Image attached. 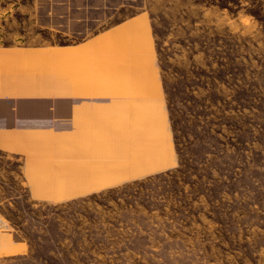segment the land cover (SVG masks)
I'll list each match as a JSON object with an SVG mask.
<instances>
[{
    "label": "rangeland",
    "instance_id": "374dc122",
    "mask_svg": "<svg viewBox=\"0 0 264 264\" xmlns=\"http://www.w3.org/2000/svg\"><path fill=\"white\" fill-rule=\"evenodd\" d=\"M47 1L0 0V264H264V0Z\"/></svg>",
    "mask_w": 264,
    "mask_h": 264
},
{
    "label": "crops",
    "instance_id": "0c3cea01",
    "mask_svg": "<svg viewBox=\"0 0 264 264\" xmlns=\"http://www.w3.org/2000/svg\"><path fill=\"white\" fill-rule=\"evenodd\" d=\"M56 1L57 0H54L52 2L47 1L46 3H44L46 10L43 13H44V16H45L47 21L43 22L41 24L42 27H44V28L53 29L56 31H58V25L61 23L64 26H66V23H68V21H70L71 23L76 22L79 19L84 21L87 10H88L87 15H88L91 11L95 10L96 12H99L103 9V5L101 3H98V5H96V7H94L95 5H92L91 3L90 4H85L84 2L79 3L75 0H61V1H57V2ZM40 6L38 7V14L42 15V8H44V6H43V4H40ZM63 15H64V18H63ZM74 16H75V18H74ZM99 18H102V16L101 17L99 16ZM133 19H136V18H132V19H129L127 21L122 22L121 24H118L116 27H114L112 29V31L116 30L117 32H120V33L124 32L126 30V28L128 27L129 22H131V20H133ZM63 30H64L65 34H67L66 27H64ZM109 31H111V30H109ZM107 32L108 31H106L102 34L100 33V34L94 36L93 38H91L89 40H85L83 43H80L77 45H66V46L50 45V46L42 47L40 49L27 48V49H22V50L24 52H35V54L49 55V56H51V58L58 57L60 59H67V61L71 64V62L75 61V59H73L74 54H76L78 52H84L86 54L87 50H85V48L87 46H90V47L94 46L97 42L96 40L98 38H100L101 35H103ZM6 50H8V49H6ZM78 54H80V53H78ZM32 102L33 101H27L26 104H29ZM60 102H63V101H60ZM47 103L49 104V102H47ZM50 106H51V104H50ZM32 118L36 119L37 117H32ZM32 118L30 120H34ZM38 118H40V117H38ZM43 118L48 119V117H43ZM47 125H49L48 122L43 120V122L37 126L47 127V128H42V129H50ZM36 129H39V128H36Z\"/></svg>",
    "mask_w": 264,
    "mask_h": 264
},
{
    "label": "trees",
    "instance_id": "16d2710c",
    "mask_svg": "<svg viewBox=\"0 0 264 264\" xmlns=\"http://www.w3.org/2000/svg\"><path fill=\"white\" fill-rule=\"evenodd\" d=\"M108 191L107 192H101V193H99V194H93V195H91V196H89V197H87V198H84V199H82V200H80V201H83V202H85V201H87V200H94L93 198H97V197H100V196H102L103 194H105V193H113V190L112 189H107ZM104 206H106V204H104Z\"/></svg>",
    "mask_w": 264,
    "mask_h": 264
}]
</instances>
